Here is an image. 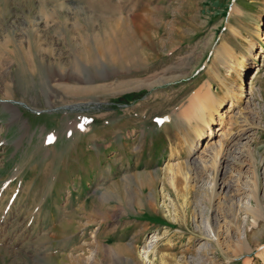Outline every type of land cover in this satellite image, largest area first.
<instances>
[{
    "label": "rangeland",
    "instance_id": "obj_1",
    "mask_svg": "<svg viewBox=\"0 0 264 264\" xmlns=\"http://www.w3.org/2000/svg\"><path fill=\"white\" fill-rule=\"evenodd\" d=\"M257 33L264 0H0V264H264V216L244 209L264 208ZM250 86L259 206L250 161L219 174L205 148ZM207 89L222 106L191 153ZM239 172L238 197L221 186Z\"/></svg>",
    "mask_w": 264,
    "mask_h": 264
},
{
    "label": "bare ground",
    "instance_id": "obj_2",
    "mask_svg": "<svg viewBox=\"0 0 264 264\" xmlns=\"http://www.w3.org/2000/svg\"><path fill=\"white\" fill-rule=\"evenodd\" d=\"M236 11L238 10L234 8L233 12H236ZM256 36H257L258 41L264 38L259 33H257ZM257 49H258V43L255 42L250 45L248 49V53L251 54L252 51H255ZM230 50L231 48L228 45L222 44L221 48L217 51V55L220 58H222L221 59L222 61L227 62L229 65L232 66L234 62L232 58L233 54H231ZM256 58H257V55H254V59ZM224 92H225V95H228V90H225ZM254 92H255L254 86H250L249 92L246 95L244 94V88L241 87L239 89V92L236 93L237 95L236 97L230 96L231 98V102L229 103L230 109H228L227 112L230 114L235 113V110L239 107V105L242 103H245L247 104L246 111L244 112L245 115H242V117L240 116L241 118L239 119V121L234 119L235 115L232 116L234 118H230V121L228 122L229 131L227 130V132L225 133L223 131H219L220 138L225 139V138H228L229 136V138L226 141L219 142L216 145L213 139H210L208 142H206L205 148L210 149L212 153L211 164H216L218 166V170L220 172L219 174H221L222 170H224L225 168L227 169L226 166H232V167L235 166L239 168V171H241L242 168L245 165H247L246 161L247 160L250 161L251 164L249 165L252 166V170L254 171L255 176H253V187H254L253 189L254 190L250 191L249 196L259 206L260 205V201L258 197L259 178L257 174V169H258L257 165H259L260 162H258L255 155L251 151V148L249 145V143L251 142L250 140L251 135L247 134V129H249L250 127L254 125L252 123L254 113L249 109L248 95H252ZM221 103L222 101L215 100L214 95L211 93L210 89H207L204 92L198 91L192 96L188 114H186L185 116L186 118L184 117L187 120V122L194 121L193 123H195L196 125L195 127L196 131L194 129L195 137L192 141H190V143H188L189 152L191 153L194 152V144L196 143V141L198 142L202 138V134H204L205 131H208L209 135L212 133L211 124L214 123V119L212 118L214 117V115H212V112L210 114V111L213 110L214 113H216V117H218V110L222 106ZM240 113L242 112H239V114ZM182 114H183V111H182ZM219 116L223 117V113ZM200 164L196 163L195 161L190 162V163L188 162V166L189 167L192 166V172H195L194 174H197L198 172H200V170L204 168V164L203 165H200ZM241 175L242 173L240 174L239 172L237 179H236V183L238 181L240 182ZM236 183L230 184L229 186L222 185L221 187H223L222 189L227 187V190L231 191L230 193H233L234 195L239 197L245 194V190L241 186H239L238 183L237 184ZM259 207H258L259 211L257 209L247 208V207H244V209L248 213H250L252 216H257V215L261 216V214H263L264 216V213L260 211V210H263L264 208L262 206H259Z\"/></svg>",
    "mask_w": 264,
    "mask_h": 264
},
{
    "label": "trees",
    "instance_id": "obj_3",
    "mask_svg": "<svg viewBox=\"0 0 264 264\" xmlns=\"http://www.w3.org/2000/svg\"><path fill=\"white\" fill-rule=\"evenodd\" d=\"M134 96L133 95H126L125 97H124V100H131L132 98H133Z\"/></svg>",
    "mask_w": 264,
    "mask_h": 264
}]
</instances>
